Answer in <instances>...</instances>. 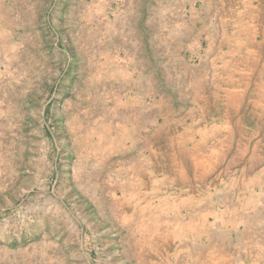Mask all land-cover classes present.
<instances>
[{
	"label": "rangeland",
	"instance_id": "rangeland-1",
	"mask_svg": "<svg viewBox=\"0 0 264 264\" xmlns=\"http://www.w3.org/2000/svg\"><path fill=\"white\" fill-rule=\"evenodd\" d=\"M263 10L0 0V264H263Z\"/></svg>",
	"mask_w": 264,
	"mask_h": 264
},
{
	"label": "crops",
	"instance_id": "crops-1",
	"mask_svg": "<svg viewBox=\"0 0 264 264\" xmlns=\"http://www.w3.org/2000/svg\"><path fill=\"white\" fill-rule=\"evenodd\" d=\"M254 104L256 108H261V106H264V88L256 92V100H254ZM261 210H264V208H258L256 221H252L251 223L247 221L242 227V230H236L239 233L240 246L242 244L246 245L247 243H249V247L251 248V246H253L252 243L258 242V239H260L262 244L264 243V214H260ZM245 250L246 249L242 247V255H238L237 252L233 251L231 252L233 254L231 256L226 255L224 251H220L215 257H213L212 253H205L204 251H202V264H257L256 257L244 253Z\"/></svg>",
	"mask_w": 264,
	"mask_h": 264
},
{
	"label": "bare ground",
	"instance_id": "bare-ground-1",
	"mask_svg": "<svg viewBox=\"0 0 264 264\" xmlns=\"http://www.w3.org/2000/svg\"><path fill=\"white\" fill-rule=\"evenodd\" d=\"M263 1H264V0H263ZM263 11H264V10H263ZM263 20H264V19H263ZM263 23H264V22H263ZM262 29H264V27H263ZM262 35L264 36V31H262ZM263 36H262V37H263ZM261 40H262V39H261ZM260 43H261V42H260ZM260 43H259V44H260ZM261 44H262V43H261Z\"/></svg>",
	"mask_w": 264,
	"mask_h": 264
}]
</instances>
